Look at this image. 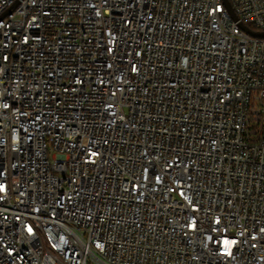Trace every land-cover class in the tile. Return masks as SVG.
I'll return each instance as SVG.
<instances>
[{
	"label": "built area",
	"instance_id": "built-area-1",
	"mask_svg": "<svg viewBox=\"0 0 264 264\" xmlns=\"http://www.w3.org/2000/svg\"><path fill=\"white\" fill-rule=\"evenodd\" d=\"M0 0V264H264V0Z\"/></svg>",
	"mask_w": 264,
	"mask_h": 264
},
{
	"label": "water",
	"instance_id": "water-1",
	"mask_svg": "<svg viewBox=\"0 0 264 264\" xmlns=\"http://www.w3.org/2000/svg\"><path fill=\"white\" fill-rule=\"evenodd\" d=\"M225 1V4L226 6L228 7L229 11L231 12V15L237 19L238 16L234 10V7L232 6V3L230 0H224ZM242 27L250 34L252 35H255V36H261V37H264V31H255L253 30L252 28H250L249 26L245 25V24H242Z\"/></svg>",
	"mask_w": 264,
	"mask_h": 264
}]
</instances>
